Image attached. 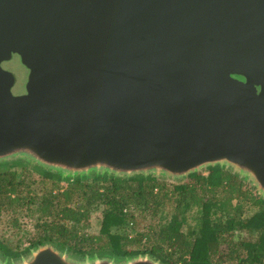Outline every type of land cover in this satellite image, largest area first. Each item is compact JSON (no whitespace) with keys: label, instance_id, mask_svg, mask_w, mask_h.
Masks as SVG:
<instances>
[{"label":"water","instance_id":"obj_1","mask_svg":"<svg viewBox=\"0 0 264 264\" xmlns=\"http://www.w3.org/2000/svg\"><path fill=\"white\" fill-rule=\"evenodd\" d=\"M17 160L70 178L219 166L264 200V0H0V163ZM0 264L161 263L43 245Z\"/></svg>","mask_w":264,"mask_h":264},{"label":"trees","instance_id":"obj_2","mask_svg":"<svg viewBox=\"0 0 264 264\" xmlns=\"http://www.w3.org/2000/svg\"><path fill=\"white\" fill-rule=\"evenodd\" d=\"M205 171L170 184L150 175L62 177L21 160L2 162L0 218L10 214L28 246L0 242V253L17 261L51 245L79 260L146 255L161 264H263L264 200L237 173ZM95 213L99 230L90 236ZM20 217L30 219L33 234L21 229Z\"/></svg>","mask_w":264,"mask_h":264},{"label":"rangeland","instance_id":"obj_3","mask_svg":"<svg viewBox=\"0 0 264 264\" xmlns=\"http://www.w3.org/2000/svg\"><path fill=\"white\" fill-rule=\"evenodd\" d=\"M1 68L11 73L15 79V83L11 89V93L13 95H21V93L25 88L28 72L25 69V67L21 65L19 58H13L10 62L7 63L3 62L1 64ZM229 172L236 173L232 171ZM200 173H202L203 176L207 175L205 169L201 170ZM32 177L35 180L39 178L35 173L33 174ZM157 179L159 181L167 182L170 184H179L187 180V178L183 180H173L171 178H166V177L165 178L157 177ZM245 184L251 190V192L257 195L256 190L252 187L250 182L245 181ZM59 186L65 187L66 184L64 182H60ZM19 220H20L21 229L28 230L29 233L33 234L34 231L31 229L32 225L30 219L20 217ZM99 220H100L99 213L92 214L88 222L89 227L88 229L85 230V232H87L90 236L97 235L99 230ZM26 238H28V234L25 236L22 231L17 232L12 229V216L10 214H3V216L0 218V242L12 250L20 251L26 246H28V242H26L25 240Z\"/></svg>","mask_w":264,"mask_h":264},{"label":"flooded vegetation","instance_id":"obj_4","mask_svg":"<svg viewBox=\"0 0 264 264\" xmlns=\"http://www.w3.org/2000/svg\"><path fill=\"white\" fill-rule=\"evenodd\" d=\"M13 58H17V57H16L15 55H12V56L10 57V59H9L8 61H6L5 63L10 62ZM24 90H25V88H24ZM24 90H23V92L21 93V95L25 93Z\"/></svg>","mask_w":264,"mask_h":264}]
</instances>
